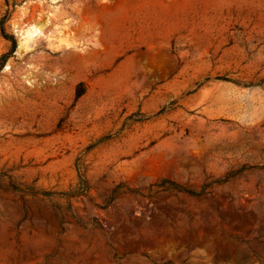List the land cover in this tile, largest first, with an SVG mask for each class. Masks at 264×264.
<instances>
[{
  "label": "rangeland",
  "instance_id": "rangeland-1",
  "mask_svg": "<svg viewBox=\"0 0 264 264\" xmlns=\"http://www.w3.org/2000/svg\"><path fill=\"white\" fill-rule=\"evenodd\" d=\"M0 264H264V0H0Z\"/></svg>",
  "mask_w": 264,
  "mask_h": 264
},
{
  "label": "trees",
  "instance_id": "trees-1",
  "mask_svg": "<svg viewBox=\"0 0 264 264\" xmlns=\"http://www.w3.org/2000/svg\"><path fill=\"white\" fill-rule=\"evenodd\" d=\"M7 22V18H4L3 19V21H2V23H1V25H2V27L4 26V23H6ZM78 171L80 172V175H79V177H80V184H79V189L76 191V193H73V195L76 197V196H83V197H85V196H87L88 195V193L90 192V190H91V187H90V185H89V183H88V181H87V179L85 178V176H83L82 174H81V169L78 167ZM14 190H16V189H14ZM22 194H26V195H28V194H32V195H34V197H39L40 196V194H39V192H36V191H34V190H31V191H28V192H21ZM43 195V198H46V197H49L47 194H42Z\"/></svg>",
  "mask_w": 264,
  "mask_h": 264
},
{
  "label": "bare ground",
  "instance_id": "bare-ground-1",
  "mask_svg": "<svg viewBox=\"0 0 264 264\" xmlns=\"http://www.w3.org/2000/svg\"><path fill=\"white\" fill-rule=\"evenodd\" d=\"M40 29H41L40 25H38V26H34V27H32V28L30 29V32H31V33H38Z\"/></svg>",
  "mask_w": 264,
  "mask_h": 264
}]
</instances>
